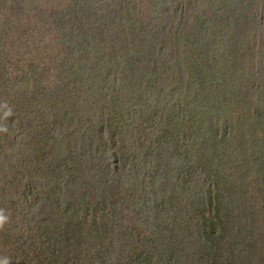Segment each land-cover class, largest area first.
<instances>
[{
  "label": "trees",
  "instance_id": "trees-1",
  "mask_svg": "<svg viewBox=\"0 0 264 264\" xmlns=\"http://www.w3.org/2000/svg\"><path fill=\"white\" fill-rule=\"evenodd\" d=\"M65 1L0 0V257L263 264L264 0Z\"/></svg>",
  "mask_w": 264,
  "mask_h": 264
},
{
  "label": "rangeland",
  "instance_id": "rangeland-1",
  "mask_svg": "<svg viewBox=\"0 0 264 264\" xmlns=\"http://www.w3.org/2000/svg\"><path fill=\"white\" fill-rule=\"evenodd\" d=\"M61 3L63 4V6H61L62 8L63 7H67V5H68V2H66L65 0H61ZM57 9H60V7H58ZM113 9H114V7H113ZM123 10L126 11V9H123ZM146 12H149V13H146ZM59 13H60V11H58L57 15H59ZM144 13H145V17L142 19V22L147 23L148 22L147 21L148 18H150V20L153 18L152 17L154 15L153 9H151L149 7L148 1L141 0V14H144ZM64 15L66 16L67 20L64 21L63 28L60 27L59 30H55L54 31L58 36L61 35L62 31L66 32L70 28L71 23L75 22V17H74L73 14H71L69 12H64ZM17 35H20V33L18 31H17ZM48 46H49L48 44H46L45 46H41V43H40V49H41L40 55H41V58L37 57V62L41 63V65L46 67L45 69H43V74L46 76V72H47V69H48L49 73H50V75L52 77L51 79L57 82L58 78H55L54 75L56 74V67L59 64V57L56 55V52L50 50V47H48ZM37 48H39V47H37ZM40 49L37 50L38 53H39ZM8 55H9V60H12L14 58L13 53L8 54ZM28 55H33V54H28ZM28 57H30V56H28ZM46 58H48L47 62H45ZM13 61L15 62V59ZM17 74H20V73L18 72ZM17 74H16V72H11V77H10L11 80L10 81L14 84V86H18L19 82L21 81V78H22L21 75L19 77H17ZM11 92H13V91H11ZM11 100H13V98H11ZM14 101H16V100H14ZM22 105L26 106L24 103H22L21 106ZM13 106H15V103L12 102V101H9V102L5 103V105H4V115H5L4 117H5V119L4 120H9V117L13 118V113L10 112L11 108ZM20 157L18 155V157H17V159L15 161L16 162V166L14 168L13 175L20 174L21 171L24 174V169L22 170L21 158ZM108 157H109L108 160L111 161L112 160V154H111V156H108ZM129 163H130L129 161L128 162L127 161H120L119 162L120 166H122L123 168H124L125 164H126V166H128ZM36 168L37 169L39 168V167H37V164H36ZM39 171L41 172L40 175H43L40 178H47L48 176H50V173L54 175L53 172H48L46 169H39L38 172ZM81 176L82 175L80 174V177ZM12 191H13V194H15L17 198H19L17 190H16L15 187L12 188ZM255 193L258 195V199L257 200L261 202V200H262L261 193L257 192L256 189H254L253 190L254 197H255ZM66 196H68V195H66ZM62 200H63V197H61V201ZM40 202H42V200ZM250 208H251V206L247 208V210H246L247 214H249L250 212L253 213L254 207L252 206V210H250ZM14 209L15 208H11V207H7L6 206V211H3V213L8 217V221L11 224V226H12L13 223H16L17 226L14 227V231H19L23 240H28L27 238L31 239V236L35 235V231H30L29 229H26L27 227H26V225L24 223V218H25V215L27 214L28 216H26V217L31 221V216H34L37 213V211H38L37 207H34L31 210L27 207L26 208V213H23L20 209H18L16 211ZM260 209H261V207L259 206L258 210H256V216H254L255 220H256V217H258L257 214L259 213ZM262 216L263 215H260L259 217H262ZM7 224H8V222H7ZM259 226L264 228V224L262 222H259L258 226H256V227L258 228ZM3 232H4V234H5V232H7L6 235H9L10 231L9 230L5 231L4 227L2 229H0V238H1V240H2V237H3ZM13 255H14V257L11 256L10 258H7L9 264H11V263L18 264L19 263L18 261H20L19 254H13ZM1 257H0V259L3 261V258H1ZM32 258H33V256H32ZM29 264H34V263L31 262ZM255 264H259V263L256 262ZM260 264H262V263H260Z\"/></svg>",
  "mask_w": 264,
  "mask_h": 264
},
{
  "label": "clouds",
  "instance_id": "clouds-1",
  "mask_svg": "<svg viewBox=\"0 0 264 264\" xmlns=\"http://www.w3.org/2000/svg\"><path fill=\"white\" fill-rule=\"evenodd\" d=\"M7 222H8V217L3 213L2 210H0V229H2ZM0 264H9V262L7 259H5L3 261H0Z\"/></svg>",
  "mask_w": 264,
  "mask_h": 264
}]
</instances>
